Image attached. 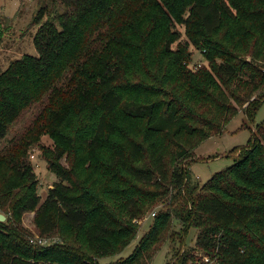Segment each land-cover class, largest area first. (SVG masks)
<instances>
[{
	"label": "trees",
	"instance_id": "trees-1",
	"mask_svg": "<svg viewBox=\"0 0 264 264\" xmlns=\"http://www.w3.org/2000/svg\"><path fill=\"white\" fill-rule=\"evenodd\" d=\"M38 2L37 54L0 71V264H103L157 202L132 252L104 264H151L166 238V264H264V123L230 166L201 184L188 177L194 148L237 114L222 85L259 88L247 116L264 102V71L241 59H264V0ZM176 24L208 66L189 67L187 43L173 47ZM36 147L58 179L41 203ZM33 210L48 244L22 225Z\"/></svg>",
	"mask_w": 264,
	"mask_h": 264
},
{
	"label": "rangeland",
	"instance_id": "rangeland-1",
	"mask_svg": "<svg viewBox=\"0 0 264 264\" xmlns=\"http://www.w3.org/2000/svg\"><path fill=\"white\" fill-rule=\"evenodd\" d=\"M39 0H0V71L4 70L8 63L16 58H19L23 54L36 55V49L33 44V37L36 32L35 27L30 26L33 15L39 8ZM60 8V7H59ZM175 29L179 31V40L174 43L173 47L177 43H187L189 45V51L191 52V61L189 67L195 69L200 66H208L207 61L204 59L200 50L196 49L192 44L189 43L186 35L184 34V28L181 25L176 24ZM173 48V49H174ZM241 57L247 63L259 64L255 69H262L264 71V59L258 60V62L249 53L243 54ZM264 58V56H263ZM260 67V68H259ZM252 69V68H248ZM242 79H247L246 76H242ZM251 87V84L249 85ZM241 82L235 81L230 86L222 85V90L227 94L230 102L236 105L237 114L230 119L225 125L224 131L221 134H216L208 137L193 150L194 160L188 164V177L193 182L199 184L206 182L214 173L230 166L234 160L237 159L239 148L246 146L251 139L252 134H256V125L264 123V102L261 107L257 110L254 116H247L245 114V107L259 95V88L255 91H249V88L245 90L242 88ZM233 91L238 96L249 97V101L243 105H238L231 94ZM264 95V91L262 93ZM258 101V99H255ZM17 125L15 128H18ZM21 127V126H20ZM12 136V132L8 137ZM41 145L46 147H53L51 139L44 135L40 141ZM234 149H237L234 151ZM233 151V152H232ZM235 152V153H234ZM30 161L33 165L34 172L38 181L37 193L40 198V203L46 197L47 191L53 186L54 182L57 181V177L48 168L46 160L41 155L38 147L30 151ZM209 159V160H208ZM66 158L63 157L61 162L63 165ZM142 216V218L135 220L139 224L140 228L137 236L131 241V243L125 247L119 254L109 257L102 258L100 263H107L115 260L119 257L128 256L135 245L148 229L151 220L152 212H156L158 209L164 208L163 202H157ZM2 213V212H0ZM34 210L25 212L22 216V225L28 231L31 232L30 238H39L37 227L35 225ZM172 231L179 232V224L174 222ZM197 229L194 227L189 228V231L185 237L186 248L194 247L197 236ZM169 233V232H168ZM176 237V234H175ZM173 237V240L174 238ZM170 238H166L160 245V249L154 255L151 264H166L173 254L172 243ZM44 243L48 244V240L44 239ZM177 246V244H175ZM197 255H203L201 251H198ZM206 258V256H204ZM208 260V257L207 259Z\"/></svg>",
	"mask_w": 264,
	"mask_h": 264
},
{
	"label": "built area",
	"instance_id": "built-area-1",
	"mask_svg": "<svg viewBox=\"0 0 264 264\" xmlns=\"http://www.w3.org/2000/svg\"><path fill=\"white\" fill-rule=\"evenodd\" d=\"M154 215V213H152V216ZM30 241L31 242H37V243H39V244H45L44 243V240H41L40 238H30Z\"/></svg>",
	"mask_w": 264,
	"mask_h": 264
},
{
	"label": "water",
	"instance_id": "water-1",
	"mask_svg": "<svg viewBox=\"0 0 264 264\" xmlns=\"http://www.w3.org/2000/svg\"><path fill=\"white\" fill-rule=\"evenodd\" d=\"M6 217L3 213H0V221H5Z\"/></svg>",
	"mask_w": 264,
	"mask_h": 264
}]
</instances>
